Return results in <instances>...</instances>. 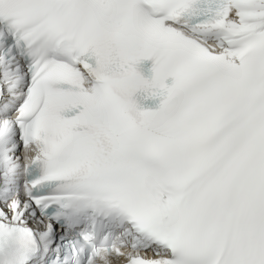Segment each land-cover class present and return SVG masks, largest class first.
Returning a JSON list of instances; mask_svg holds the SVG:
<instances>
[{
  "label": "snow or ice",
  "instance_id": "1",
  "mask_svg": "<svg viewBox=\"0 0 264 264\" xmlns=\"http://www.w3.org/2000/svg\"><path fill=\"white\" fill-rule=\"evenodd\" d=\"M0 264H264V0H0Z\"/></svg>",
  "mask_w": 264,
  "mask_h": 264
}]
</instances>
